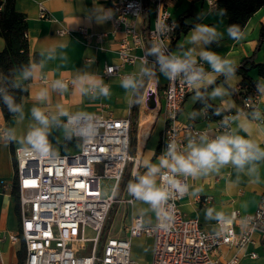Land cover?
Returning a JSON list of instances; mask_svg holds the SVG:
<instances>
[{"label":"crops","instance_id":"0c3cea01","mask_svg":"<svg viewBox=\"0 0 264 264\" xmlns=\"http://www.w3.org/2000/svg\"><path fill=\"white\" fill-rule=\"evenodd\" d=\"M3 1V0H0ZM116 0H14L16 12L25 16L26 36L28 40L29 56L38 59L32 65V76L23 79L22 73L14 75V83L25 86L26 96L20 100L22 114L16 113L5 120L0 110V135L1 131L8 128L14 129L18 138L23 137L37 122L31 116L33 107L40 108L45 115L57 120L50 124L49 141L58 153H70L74 147L79 148L77 141L71 137L70 129L64 124L65 117L59 115L60 109L69 112L70 115L100 114L103 117L129 118L134 138L130 142L131 152L139 158L140 173L146 171L142 167L143 159L151 158L156 162L161 155V137L165 126L162 112L163 96L162 88L167 79L160 69L151 71L152 75H145L141 70L151 68L144 66L138 59L149 57L146 44L142 43L132 52L137 57L132 64L122 65L118 58L117 50L120 40L123 38L121 29H114L108 17L112 14V5ZM145 1V11L138 17L129 19V23L138 33H145L151 26L155 17L156 7ZM193 0H165V7L171 17L177 22L179 16L191 8ZM217 0H198L193 3L192 14L184 20V25L191 26L185 33L180 34L178 40L173 42L174 54L183 58V54L192 50V57L196 64L203 68L205 73L211 72L206 61L199 58L202 50L215 52L222 57L235 61L236 67L241 60L254 54L255 63L264 66V45L257 47L259 29L264 23V6L256 11L241 30L243 36L239 40H232L227 36V20L214 6ZM43 12L45 17H40ZM199 17V18H198ZM204 23L210 27H216L222 35L210 44H192L188 37L196 24ZM84 29L86 36L78 30ZM4 48V41L0 38V52ZM105 66H118L117 74L103 77ZM88 74L99 77L109 86L110 95L104 97L98 91L82 95L79 85L74 81L81 75ZM253 80L264 81L260 78L256 69L248 72ZM126 76H133L140 82V87L133 94L132 90H125L120 86V81ZM219 76H216L217 79ZM70 79L72 84L66 90L53 89L55 80ZM241 76L236 74L232 79L218 82L214 87L223 86L228 95L218 98H210L212 88L204 92L205 98L223 110H231L235 117L231 123V131L252 139L264 147V122L258 123L243 114L239 102L231 95L229 89L237 90ZM201 87L199 90H204ZM46 89L48 98L37 100L36 94ZM155 93L150 97L149 90ZM260 99L258 109L264 118V94L259 92ZM138 97V103H133V98ZM195 89L186 97L183 103L179 122L181 125L191 124L200 131L213 135L216 131V122L206 121L201 114H196ZM251 121V123H248ZM240 124H245L248 131H241ZM65 129L69 131L66 133ZM11 147L0 142V232L19 234L20 219L16 197L17 190L13 188L14 161ZM128 172V174H127ZM259 182H253V177L243 173H237L231 166H225L219 173H209L196 179L189 177V191L180 203L182 213L189 218L196 219L201 228L206 232L214 233L218 230L216 219H206V210L214 208L222 211L226 217H231L236 212L238 219L253 214L260 201L264 199V161L259 162ZM135 178L126 169L118 192V197L124 201L131 198L127 192V184ZM194 189H201L193 195ZM203 199L209 200L203 204ZM141 217L143 222L151 225L155 222L156 212L148 205L134 201L132 204L117 203L113 212V219L120 221L121 228L115 237H125V227L129 226L134 217ZM236 233L241 231L239 220L233 222ZM131 255L139 264H149L151 260L152 240L140 237L130 239ZM23 248V242L5 241L0 245V262L6 264H18L19 253ZM255 254L251 258L250 254ZM235 254L240 255L238 264H264V232L254 231L251 242L240 252L231 246H224L216 253V258L225 263Z\"/></svg>","mask_w":264,"mask_h":264},{"label":"built area","instance_id":"2783aa9c","mask_svg":"<svg viewBox=\"0 0 264 264\" xmlns=\"http://www.w3.org/2000/svg\"><path fill=\"white\" fill-rule=\"evenodd\" d=\"M149 2L156 7V12L145 33H138L129 23V19L140 17L146 10L144 0H116L108 19L116 31L121 29L123 33L117 50L121 66L134 63L137 57L132 51L144 43L149 57L138 60L153 72L160 69L156 56L150 54L153 46H160L165 56L176 55L172 49L176 21L166 9L165 0ZM40 17L44 18L45 14L41 12ZM78 32L86 36L84 29L80 28ZM194 67L200 68V65L195 64ZM118 70V66H105L102 75L110 77ZM62 81L68 87L72 84L70 79ZM193 90L185 84L183 73L174 83L167 80L162 88L165 126L161 154L170 140L174 139L183 148L189 139L199 143L201 134L213 139L231 130L235 114L229 110L216 122L213 135L197 130L191 124H180L181 107ZM154 93L150 89L147 95L150 97ZM259 99V92L245 97L242 112L245 115L248 113L250 119L263 123L264 118L258 109ZM257 113L259 119L255 118ZM71 116L77 115L65 117L64 124L79 144L77 153H59L54 160H39L27 157L19 153L17 147L14 148L20 230L18 235L0 232V245L5 241L13 243L21 239L24 258L20 264H139L132 258L130 239L140 237L152 240L149 264H238L239 254L221 263L216 253L224 246L234 247L240 252L251 242L254 231L264 232V199L253 214L238 219L234 212L230 223L217 222L218 230L209 233L201 228L196 219L182 213L180 203L186 194L180 196L173 193L167 204L156 213L153 224L147 225L141 217H134L124 229L125 237L105 235L101 240L112 206L120 202H134L132 197L124 201L118 197L127 167L131 168V175L140 170L139 158L131 152V123L128 117H103L100 114H91L88 121L73 122ZM86 122L98 129L92 138L80 135V128ZM179 178L188 185L189 177ZM102 182H105L103 188ZM202 203L208 204L209 200L203 199ZM235 220H239L242 226L238 233L233 228ZM160 223H170L171 227L164 231ZM250 257L255 258V254L251 253Z\"/></svg>","mask_w":264,"mask_h":264},{"label":"clouds","instance_id":"9594fccd","mask_svg":"<svg viewBox=\"0 0 264 264\" xmlns=\"http://www.w3.org/2000/svg\"><path fill=\"white\" fill-rule=\"evenodd\" d=\"M223 15V10L221 11ZM199 18V17H198ZM227 36L232 40H239L243 33L239 25H230L226 29ZM222 34L218 33L216 27H210L204 23L196 24L188 39L192 44L203 43L205 45L215 42ZM150 54L155 55L156 62L160 66V72L170 82H176L177 78L183 73L185 84L195 89V98L201 99V87L211 86L215 83L216 76L223 75L225 79H232L236 76L235 61L227 57L202 50L199 58L206 61L211 72L205 73L203 68L194 67L196 60L192 57V50L183 54V58L178 55L165 56L160 46H153ZM145 75L151 76L152 72L148 68L141 70ZM23 79L27 80L32 76V68H26L22 73ZM74 84L79 85V92L82 95L95 93L108 97L110 95L109 86L99 77L84 74L78 77ZM120 86L127 90H132L133 94L140 87V82L133 76H126L120 81ZM67 84L61 80H55L52 84L53 89L64 91ZM258 91L264 94V81L257 85ZM3 95V102L10 113H21L22 108L14 102L11 95H8L4 89H0ZM229 93L223 86L214 87L210 93V98L227 96ZM48 91L43 89L36 94L37 100H46ZM133 103H138V97L133 98ZM219 114V113H217ZM59 115L69 117L70 114L64 109H60ZM31 116L37 122L29 131L18 138L15 130L8 128L0 135V142L5 146L10 144L17 145V151L27 157L39 160H54L58 158L59 153L49 141L50 124L56 121V117L50 118L40 109L33 107ZM91 114L71 116L70 120L88 121ZM259 119L258 113L255 116ZM248 123H251L249 121ZM227 121H225V125ZM239 129L247 133L245 124H240ZM66 133L69 131L65 129ZM98 133V129L90 123H84L80 128V135L86 138H92ZM264 161V147L252 139L239 135L235 131H226L218 134L213 139H209L206 134H201L199 143L194 139H189L186 146L181 148L173 139L167 143L166 149L157 157L156 162L151 158L143 159L142 167L146 170L143 174L139 170L132 173L134 180L127 184V192L134 201H140L149 206V208L159 213L169 201L173 193L183 196L188 193L189 186L182 182L179 177H191L196 179L209 173H219L225 166L231 165L237 173H243L253 177V182H259V162ZM139 167V166H138ZM201 189H194L193 195L199 193ZM216 219L218 223H230V217H226L222 211H216L214 208L206 210V219ZM167 219V218H166ZM160 228L164 231L169 230L170 223H160Z\"/></svg>","mask_w":264,"mask_h":264},{"label":"trees","instance_id":"16d2710c","mask_svg":"<svg viewBox=\"0 0 264 264\" xmlns=\"http://www.w3.org/2000/svg\"><path fill=\"white\" fill-rule=\"evenodd\" d=\"M198 0H193L191 8L182 13L174 30L173 40H178L180 34L185 33L191 26L184 25V20L191 16L193 3ZM264 6V0H217L214 8L221 13L227 20L226 29L230 25H239L242 30L250 17ZM0 38L4 41V48L0 52V89H4L8 95H11L14 102L20 105V100L26 96L27 90L25 86H19L14 83V75L23 73L26 68H29L38 59L33 55L31 59L28 50V40L26 36V19L25 16L16 12L14 9V0L0 1ZM173 41V42H174ZM264 45V23L261 24L258 35V45ZM236 74L241 76V82L237 90L229 89L231 95L242 106V100L247 96L257 94L259 83L258 80H253L248 75L252 69H256L260 78H264V66L255 63L254 54L245 57L236 67ZM225 77L221 75L215 79V83L201 90L202 98L196 104V114L200 113L201 117L206 121L217 122L226 110L220 106L211 104L204 96V92L208 88L214 87L218 82H224ZM0 110L5 120L14 116L16 113H10L7 106L3 102V95L0 94ZM205 111V114L202 112ZM231 111V110H229ZM234 113L233 111H231ZM219 113V114H217ZM248 115V113H247ZM14 148L11 147L13 159ZM13 189L17 190L16 182L13 181ZM18 204V196L16 197ZM24 258V248L19 253L20 264Z\"/></svg>","mask_w":264,"mask_h":264},{"label":"rangeland","instance_id":"374dc122","mask_svg":"<svg viewBox=\"0 0 264 264\" xmlns=\"http://www.w3.org/2000/svg\"><path fill=\"white\" fill-rule=\"evenodd\" d=\"M134 138V133H133V129L131 130V134H130V142L132 143V139ZM78 147H74L72 150H71V154H74V153H77L78 152ZM127 169L129 170L130 172V166L127 167ZM128 174V172H127ZM125 176V174H124ZM102 185V188L105 186V182H102L101 183ZM115 207H117V204H114L112 206V208L110 209V212L108 214V218L106 220V223L103 227V232H102V237H101V240L103 238V236L105 235H109V236H113L114 234L117 233L118 229L121 228V225H120V221L116 218L113 219V212L115 210Z\"/></svg>","mask_w":264,"mask_h":264}]
</instances>
